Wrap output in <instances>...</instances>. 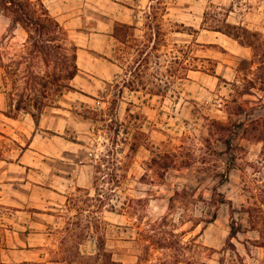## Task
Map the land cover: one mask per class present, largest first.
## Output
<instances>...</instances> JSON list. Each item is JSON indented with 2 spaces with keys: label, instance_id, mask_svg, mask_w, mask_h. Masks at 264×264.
Here are the masks:
<instances>
[{
  "label": "rangeland",
  "instance_id": "374dc122",
  "mask_svg": "<svg viewBox=\"0 0 264 264\" xmlns=\"http://www.w3.org/2000/svg\"><path fill=\"white\" fill-rule=\"evenodd\" d=\"M113 1L89 0L87 23L99 9L118 12L122 6ZM116 1L137 8L141 27L151 10L164 14L168 48L175 42L191 44L199 69L189 70L166 95L126 89L119 96L114 84L123 70L117 41L104 40L117 64L116 76L111 77L106 61L85 55L89 61L81 59L82 71L85 63L103 75L102 81L81 72L76 88L82 84L92 92L67 90L61 99L50 90L48 99L49 106L67 104L82 116L75 115L57 135L17 133L35 151L28 154L31 187L15 190L31 204L0 203V261L21 263L27 257L28 264L58 259L106 264L98 248L103 240L121 264H264V0ZM207 10H220L218 18L257 35L247 41L213 30L204 22ZM10 20L1 14L4 108L14 91L40 96L38 81L46 69L27 32L20 25L10 27ZM180 24L184 31H172L183 30ZM84 25L75 22L78 29ZM135 129L143 134L130 150ZM3 140L15 154L25 146ZM113 164L123 176L111 190ZM87 176L90 185L82 184ZM88 192L98 198L95 207L85 201ZM233 218L240 230L229 238ZM158 223L165 231L154 229ZM27 247L32 250L25 254Z\"/></svg>",
  "mask_w": 264,
  "mask_h": 264
},
{
  "label": "trees",
  "instance_id": "16d2710c",
  "mask_svg": "<svg viewBox=\"0 0 264 264\" xmlns=\"http://www.w3.org/2000/svg\"><path fill=\"white\" fill-rule=\"evenodd\" d=\"M221 13L220 10H207L204 22L207 23L209 28L237 39L242 38L248 41L252 36L257 35L247 27L228 22L227 18H218L217 16ZM1 14L7 15L11 19L10 27L22 26L27 32V42L31 43L35 50L40 53L46 66L44 73L40 74V81H38L43 85L40 96L33 93L14 91L10 93V101L7 102L11 110L8 112L10 115L16 116L22 111L29 112L38 124L45 107L51 105L48 103L50 93L54 92L61 96L67 90L75 89L72 80L79 70L77 63L78 46L69 38L67 29L49 12L43 0H0ZM146 19L143 27L121 21L114 24L113 36L118 43L116 59L119 67L123 70L121 77L120 74H117L120 79H116L114 84L115 87H118L119 96H122L126 89L131 91L144 90L149 94L166 95L171 90L176 91L175 87L179 81L188 78L189 70L199 69L197 68L198 65L195 64L197 56L193 55L194 48L191 44L175 42L171 48H168V32L164 28V14L161 15L151 10ZM180 25L184 27L183 30L173 28L172 31H184L185 26ZM139 30L143 32L138 33ZM52 63H56L57 66L55 64L53 69L50 70L49 67ZM209 70L213 71V68H209ZM31 90L35 93L33 87H31ZM50 90H53V92ZM84 115L88 117L87 114ZM124 130L129 134L130 131L127 126ZM140 134H143V131L139 129H135L132 133L133 140L130 150L135 149L136 140ZM230 145L231 141L228 140V146ZM108 173L111 174L112 186L110 188L114 190L120 184V176L122 177L123 174H117L115 165L112 171ZM78 190H83V188L78 187ZM113 194L112 192L109 193V198ZM97 199V197L90 196L88 192L85 201L88 206L95 207L94 201ZM173 200L174 197H171L170 201ZM221 201L226 200L222 198ZM109 207L110 211L116 209L115 204L112 202L109 203ZM88 210L92 214L97 213L95 209L88 208ZM215 218L216 214L210 221ZM162 220L165 222L167 216L163 217ZM79 223L80 221L77 222V224ZM161 224L163 223H158L154 229L158 228L159 231H165ZM196 224L194 222L192 228H195ZM239 230L240 226L233 218L229 238L235 236ZM82 233L83 231L78 232L76 236L80 237L83 235ZM98 248L104 251L106 264H121L113 258L111 252L105 250L103 240L99 242ZM100 254L102 253L99 251L94 257L98 259ZM96 259L93 263L96 262ZM0 264H28V261L21 263L0 261Z\"/></svg>",
  "mask_w": 264,
  "mask_h": 264
},
{
  "label": "crops",
  "instance_id": "0c3cea01",
  "mask_svg": "<svg viewBox=\"0 0 264 264\" xmlns=\"http://www.w3.org/2000/svg\"><path fill=\"white\" fill-rule=\"evenodd\" d=\"M80 0H43L44 4L48 8L49 12L60 21V23L67 29L68 33L72 35L71 38L78 46L77 63L79 70L76 76L72 80L75 89L73 91H80V93L87 95V92H92L87 86L82 84L78 85L81 90L76 88L77 81L81 75V72L87 76L92 77L96 81L101 79V73L98 70L89 68L85 63L82 71L81 59L88 63V59L85 55H93L96 61L104 62L106 61L111 65V77L116 76V66L117 64L109 58V44L105 42L113 36L114 24L117 21L138 24L139 13H137V8L132 5H125L119 3L118 1H113L115 4H120L122 7L117 11H105L99 9V13L94 12L95 16H90L91 26L88 25V12L87 7L89 0H81L80 10L77 11ZM1 16V15H0ZM82 20L85 25L82 28L75 27L76 20ZM11 24V20H10ZM9 24V26H10ZM22 27V26H21ZM14 29H20L18 25ZM115 39V38H114ZM95 65V64H94ZM69 90V91H72ZM85 92V93H84ZM67 92H64L60 98L62 99ZM92 97V96H91ZM94 98V97H92ZM6 107L0 106V203L4 205L12 206H25L31 204L30 197L26 199L16 196L15 190L31 187V181L27 176L29 160L28 154L32 151L29 146L20 141L21 138L17 137V133L20 132L24 134L26 131H32L34 137L38 136L40 132H49L51 134L57 135L55 132H62L71 124L72 120L75 119V115L81 117L79 112L73 111L68 108L67 104H59L56 106H46L38 124H36L33 116L29 112L19 113L16 116L10 115L7 112L8 103L5 104ZM85 120V118L83 117ZM10 139L13 142H18L21 146V151L15 154V149H8L5 145V140ZM88 176L86 181L82 184L90 185L88 181ZM81 184V183H80ZM32 248L24 249V253L27 254ZM26 261L29 258H24ZM8 261V260H7ZM15 261V260H10ZM10 263V262H8ZM47 264H70L69 261L65 259H58L53 261H47ZM79 264H85L83 262Z\"/></svg>",
  "mask_w": 264,
  "mask_h": 264
}]
</instances>
